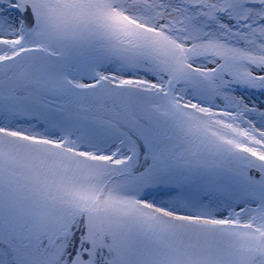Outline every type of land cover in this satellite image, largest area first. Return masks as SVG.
Segmentation results:
<instances>
[{"label":"snow or ice","instance_id":"6c2138e0","mask_svg":"<svg viewBox=\"0 0 264 264\" xmlns=\"http://www.w3.org/2000/svg\"><path fill=\"white\" fill-rule=\"evenodd\" d=\"M0 264H264V0H0Z\"/></svg>","mask_w":264,"mask_h":264}]
</instances>
